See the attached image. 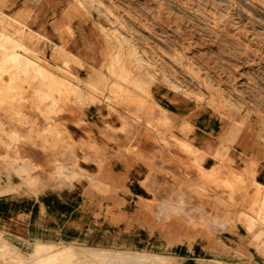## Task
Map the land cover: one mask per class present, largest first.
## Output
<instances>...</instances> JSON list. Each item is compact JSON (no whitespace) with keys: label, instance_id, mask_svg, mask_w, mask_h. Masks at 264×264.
Instances as JSON below:
<instances>
[{"label":"crops","instance_id":"0c3cea01","mask_svg":"<svg viewBox=\"0 0 264 264\" xmlns=\"http://www.w3.org/2000/svg\"><path fill=\"white\" fill-rule=\"evenodd\" d=\"M66 3L0 0V33L20 38L27 47L29 32L41 38L34 49L53 67V77L47 79L52 91L60 90L61 81L75 87V81L54 69L61 65L60 47L84 62L87 69L79 78L87 85L101 81L96 75L109 67L99 27L80 14L65 13ZM138 78L134 82L142 91L133 88L132 102L108 98L105 90L104 97L78 112L75 101L61 112L58 99L49 105L55 113L48 126L40 118L34 127L8 128L7 123V129L19 131L14 144L20 146L21 168L0 181V264L33 263L35 257L75 245L118 254L106 264H264L262 220L248 230L245 219L221 218L216 205L205 206L188 189L204 178L213 187L219 180L231 182L234 209L256 220L248 209L256 208L250 197L257 187L264 214V141L255 134L259 126L252 131L246 123L240 128L224 124L219 115L188 113L181 92L173 93L170 77ZM87 85H81L83 92L92 93ZM177 209L188 216L173 221ZM178 224L192 228L176 238L173 226ZM41 247L45 250L35 252Z\"/></svg>","mask_w":264,"mask_h":264},{"label":"rangeland","instance_id":"374dc122","mask_svg":"<svg viewBox=\"0 0 264 264\" xmlns=\"http://www.w3.org/2000/svg\"><path fill=\"white\" fill-rule=\"evenodd\" d=\"M65 1V13L80 14L85 22L99 27L108 45L104 62L107 61L109 67L103 74L96 75L101 77V81L87 85L79 78L84 76L81 70L87 69L84 62L65 48H58L61 65L54 69L59 71L60 77H69L72 82L75 81V87L71 83H65L66 91L70 93H64L62 88L52 91V83H48V80L47 83L42 81V77H37V71L32 67L33 70H29L34 71L35 77H27L28 80H24V76V79L21 78L20 67L24 57L19 55L17 63L21 64L13 66L16 70L19 69L14 71V80L7 81V70L0 75L3 81L6 80L4 84L0 81V181L7 179L9 171L18 173L21 168L20 146L14 144L19 141L16 140L19 139V131L7 129V123L8 128L9 124L34 127L40 118L48 126L52 123L51 115L55 113L49 105L58 99L61 112L69 101H75L78 112L87 102L98 101L99 97H104L105 90H108V98L131 101L133 88L142 91L139 82H134L138 77H170L173 93L181 92L188 113L219 115L224 124L231 123L240 128L246 123L252 131L259 126L255 134L259 133L258 138L264 141V0ZM3 22L0 24L3 25ZM5 35L7 34L1 35L0 44L7 46ZM8 37L12 38L7 36V39ZM27 38L29 50L20 38H12L20 43L18 48L21 50L17 48V52L28 55L34 61L38 59L36 62L39 61L47 72L53 70L51 64L34 49L41 38L33 32H29ZM88 71L91 77H96L94 68H89ZM107 77L113 81H107ZM32 81L34 86L30 85ZM60 84L61 87L64 86L63 81ZM81 85H87L92 93L83 92ZM69 87L72 88L69 90ZM188 129L191 127L188 126ZM43 132L52 133L48 129ZM41 135L40 133L37 136ZM33 169L38 167L34 166ZM219 182V185L213 187L212 180L204 178L200 185H190L189 193L202 198L205 206L216 205L221 218L245 219L248 230L257 228L255 223L260 220L264 222V214L258 205L259 188L254 187L252 199L250 197L251 203L257 209H248L257 217L254 220L234 209L235 185L228 181ZM211 189L215 191L214 194ZM4 192L7 190L1 191ZM208 214L206 212L205 216ZM187 216L185 210L177 209L172 213V220L180 221ZM173 227V233H176L173 236L176 238L180 237L181 230L185 233L192 228L179 224ZM44 250L41 247L35 252L41 253ZM69 250L71 255L58 264H106L118 257L116 253L85 245L71 246ZM46 258L35 257L34 262L29 264H54L53 260L45 261Z\"/></svg>","mask_w":264,"mask_h":264},{"label":"bare ground","instance_id":"6f19581e","mask_svg":"<svg viewBox=\"0 0 264 264\" xmlns=\"http://www.w3.org/2000/svg\"><path fill=\"white\" fill-rule=\"evenodd\" d=\"M28 17V16H27ZM12 22V21H11ZM15 23H16V21H15ZM12 24V23H11ZM14 24V23H13ZM10 25V24H9ZM11 26V25H10ZM14 26V25H13ZM8 27V26H7ZM12 27V26H11ZM23 27V26H22ZM19 33V32H18ZM2 34H4V33H0V37H1V35ZM21 35V34H20ZM7 36H9V35H5V37H6V42H7V46H6V44H3V43H1L0 44V75L2 74V73H4V71H5V73H6V70H7V81L9 80V81H13L14 80V77H16V75H15V73H14V71L16 70V67H14L13 68V66H16V64L18 65V63H17V61H18V59L20 58V56L19 55H21L22 57H24V60L22 61L23 62V65L20 67V72H22V74H20L21 75V78L24 76L25 77V79H24V77H23V79L24 80H28V79H26L27 77L28 78H30V77H32V78H34L35 77V74L37 75V77H39V76H41L42 77V81H44V82H46L47 83V79H51V77H53V75H52V71H50V70H48L49 72H47L46 70H44L45 68H43V66L41 67V65H40V63H39V61L38 62H36L38 59H36V61H34V59H30L29 57H28V55H22V54H20L19 52H17V48L18 47H20V43L18 42V40H14V39H12V38H14V37H12V38H9L8 37V39H7ZM4 37V36H3ZM2 37V38H3ZM11 37V36H10ZM104 44V43H103ZM18 49H20V48H18ZM21 50V49H20ZM28 50H29V47H28ZM5 51V52H4ZM23 52V51H22ZM21 52V53H22ZM104 52V51H103ZM30 53V52H29ZM24 54V53H23ZM26 54V53H25ZM32 58V57H31ZM108 59V58H107ZM102 60V59H101ZM20 61H21V59H20ZM107 62V61H106ZM72 63H74V62H72ZM21 63H19V65H20ZM12 66V67H11ZM35 66V67H34ZM23 67V68H22ZM34 69V70H36L37 72L34 74V71L33 72H31L29 69H31V70H33L32 68ZM47 69V68H46ZM16 71H19V69L18 70H16ZM54 73H56V72H54ZM10 74V75H9ZM1 77V76H0ZM18 78V77H17ZM16 78V79H17ZM1 80L0 81H2V83L4 82V81H6V80H4L3 81V79L2 78H0ZM19 79V78H18ZM77 79V78H76ZM40 80V81H41ZM103 81V80H102ZM14 82H16V81H14ZM106 82V81H105ZM1 83V84H2ZM5 83V82H4ZM3 83V84H4ZM7 83V82H6ZM10 83V82H9ZM42 83V82H41ZM61 83V82H60ZM2 84V85H3ZM14 84V83H13ZM31 86H34V81H32L31 82V84H30ZM61 85V84H60ZM64 86H65V83H64ZM61 87V86H60ZM103 87H105V86H103ZM61 88H63V87H61ZM60 88V89H61ZM66 88V87H65ZM108 89V88H107ZM114 89V88H113ZM118 89V88H117ZM126 89V88H125ZM130 89V88H129ZM65 90V89H64ZM131 90V89H130ZM130 90H129V92H130ZM66 91V90H65ZM65 91H62V92H64L65 93ZM118 91V90H117ZM119 91H120V89H119ZM123 91H125V90H123ZM128 90H126V92H127ZM36 92V91H35ZM66 92H69L68 90L66 91ZM76 92V91H75ZM96 92V91H95ZM122 92V91H121ZM126 92L125 93H123V95L124 94H126ZM132 92V91H131ZM130 92V93H131ZM70 93V92H69ZM71 93H72V91H71ZM113 94H114V91L112 92ZM119 93V92H118ZM130 93H128V94H130ZM136 92H134L133 94H135ZM147 93V92H146ZM67 94V93H66ZM65 95V94H64ZM139 95L141 96L142 94H140L139 93ZM145 95V94H144ZM125 96V95H124ZM145 97V96H144ZM71 98V97H70ZM123 98V97H122ZM147 98V97H146ZM74 99V98H73ZM38 100V99H37ZM149 100V99H148ZM125 101V100H124ZM128 101V100H127ZM120 102H123V101H120ZM137 102V101H136ZM141 102V101H140ZM115 103V102H114ZM142 103V102H141ZM37 104V103H36ZM130 104V103H129ZM146 104H148V102L146 103ZM117 105H121V104H117ZM123 105V104H122ZM136 105H137V103H136ZM141 106V105H140ZM122 107H124V105L122 106ZM139 108V107H138ZM142 108V107H141ZM141 108H139V109H141ZM143 108H144V106H143ZM143 108H142V111H143ZM148 108V107H147ZM126 109V108H125ZM135 109V108H134ZM149 109H150V107H149ZM152 109V108H151ZM150 109V110H151ZM128 111H131V110H129V107H128ZM139 111H141V110H139ZM152 111V110H151ZM157 111H158V109H157ZM135 113V112H134ZM150 113V112H149ZM139 114V113H138ZM153 114V113H152ZM157 114V113H156ZM144 115V114H143ZM137 116V115H136ZM140 116V115H139ZM149 116V115H148ZM125 117V116H124ZM129 117V116H128ZM149 118V117H148ZM134 120V119H133ZM142 120H143V118H142ZM168 130V129H167ZM213 130V129H212ZM128 131V130H127ZM161 133V132H160ZM164 136V135H163ZM60 137V136H59ZM170 138V137H169ZM170 141V140H169ZM41 143V142H40ZM37 144V143H36ZM150 147V146H149ZM169 149V148H168ZM172 149V148H171ZM26 150V149H25ZM28 150V149H27ZM163 150V149H162ZM170 152V151H169ZM89 154V153H88ZM40 155V154H39ZM36 156V155H35ZM42 156V155H41ZM40 156V157H41ZM181 156V155H180ZM37 158V157H36ZM185 158V157H184ZM159 159V158H158ZM163 159V158H162ZM167 159H168V157H167ZM155 160H156V158H155ZM157 163V162H156ZM161 163V162H160ZM156 165V164H155ZM181 165V164H180ZM163 167V166H162ZM160 168H161V166H160ZM169 168V167H168ZM158 169V168H157ZM165 169H166V167H165ZM170 169V168H169ZM184 169V168H183ZM173 169H171V171H172ZM186 170V169H185ZM160 172V171H159ZM177 172V171H176ZM185 172V171H184ZM158 174V173H157ZM161 175V174H160ZM195 176V175H194ZM193 176V177H194ZM156 177V176H155ZM161 178V177H160ZM190 178V177H189ZM198 178V177H197ZM146 181V180H145ZM145 183V182H144ZM164 183V182H163ZM214 183V182H213ZM172 184V183H171ZM145 185V184H144ZM208 185V184H207ZM157 186V185H156ZM161 186V185H160ZM159 186V187H160ZM165 186V185H164ZM171 186V185H170ZM211 186V185H210ZM161 188H163V187H161ZM167 188V187H166ZM171 188H173V186L171 187ZM213 188V187H212ZM153 190H154V188H152ZM156 189V188H155ZM160 189V188H159ZM158 189V190H159ZM208 189H210V188H208ZM217 190V189H216ZM154 192V191H153ZM152 192V193H153ZM206 192V191H205ZM218 192V191H217ZM220 192V191H219ZM211 194V193H210ZM203 195V194H202ZM216 195V194H215ZM209 196V195H208ZM211 196V195H210ZM207 197V196H206ZM196 199V198H195ZM195 199H193V201L195 200ZM208 199V198H207ZM211 199H212V197H211ZM216 199V198H215ZM201 200H202V198H201ZM209 200V199H208ZM211 201V200H210ZM225 202V201H224ZM203 203H205V202H203ZM220 203V202H219ZM221 204V203H220ZM223 204V203H222ZM141 205V204H140ZM148 254V253H147ZM71 255V251L69 250V247H65V248H63L62 250H59V251H57V252H55L54 254H52V256H48L47 258H46V260L45 261H47V262H49V261H54V264L55 263H59L61 260H63L64 258H67L68 256H70ZM149 255V254H148ZM152 256H153V253H152ZM148 257V256H147ZM151 257V256H150ZM75 259V258H74ZM77 260V259H76ZM166 262V261H165ZM52 263V262H51ZM168 263V262H167ZM169 264V263H168Z\"/></svg>","mask_w":264,"mask_h":264}]
</instances>
